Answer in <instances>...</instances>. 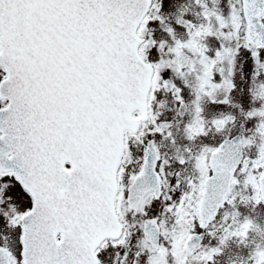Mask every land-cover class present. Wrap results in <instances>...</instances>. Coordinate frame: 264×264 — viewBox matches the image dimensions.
<instances>
[{"label":"snow or ice","instance_id":"6c2138e0","mask_svg":"<svg viewBox=\"0 0 264 264\" xmlns=\"http://www.w3.org/2000/svg\"><path fill=\"white\" fill-rule=\"evenodd\" d=\"M0 264H264V0H0Z\"/></svg>","mask_w":264,"mask_h":264}]
</instances>
